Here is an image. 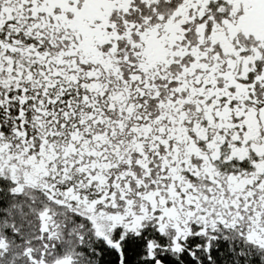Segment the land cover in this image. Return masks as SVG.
Returning <instances> with one entry per match:
<instances>
[{
  "label": "snow or ice",
  "instance_id": "snow-or-ice-1",
  "mask_svg": "<svg viewBox=\"0 0 264 264\" xmlns=\"http://www.w3.org/2000/svg\"><path fill=\"white\" fill-rule=\"evenodd\" d=\"M0 264H264V0H0Z\"/></svg>",
  "mask_w": 264,
  "mask_h": 264
}]
</instances>
